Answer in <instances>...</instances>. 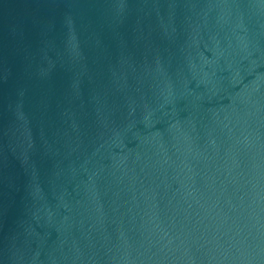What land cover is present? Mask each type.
Segmentation results:
<instances>
[{
    "label": "water",
    "instance_id": "1",
    "mask_svg": "<svg viewBox=\"0 0 264 264\" xmlns=\"http://www.w3.org/2000/svg\"><path fill=\"white\" fill-rule=\"evenodd\" d=\"M0 264H264V0H0Z\"/></svg>",
    "mask_w": 264,
    "mask_h": 264
}]
</instances>
